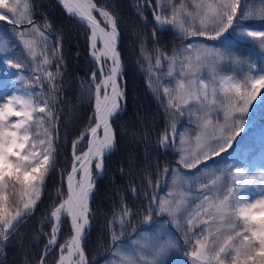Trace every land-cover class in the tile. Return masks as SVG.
<instances>
[{
	"label": "snow or ice",
	"instance_id": "1",
	"mask_svg": "<svg viewBox=\"0 0 264 264\" xmlns=\"http://www.w3.org/2000/svg\"><path fill=\"white\" fill-rule=\"evenodd\" d=\"M59 3L70 17L90 28L92 56L96 60L111 59L113 64L109 74L94 85V126L73 141L74 163L67 177V199L50 214L56 223L48 246L57 243L62 217L70 218L73 233L60 245L57 264H87L82 242L87 238L92 215L89 199L95 185L91 165L95 162L97 178L102 176L104 158L116 147L111 121L120 112L119 98L123 95L116 83L121 72L119 32L116 18L98 8L94 0ZM156 7L160 11L154 12L153 18L161 31L221 43H188L173 49L171 56L158 52L156 69L162 70V60L166 61L167 76L175 80L174 88L162 89L172 119L171 131L161 135L159 144L162 151L172 150L179 136L177 163L183 166L165 167L163 171L171 175L173 187L180 191H169L166 197L152 196L147 214L138 222L141 228L132 225L137 213L122 203L120 212L108 222L112 251L105 264H169L165 258L181 246L172 225L185 230L182 246L190 248L180 264H264V141L259 161L254 153L245 155L248 150L242 149L223 167L206 163L235 149L253 113L264 115V0H156ZM165 9L170 12L165 14ZM33 15L30 0H0V21L13 26L8 32L10 40L0 32V71L4 73L0 85V249L8 246L17 226L35 210L55 167L57 130L52 126L56 119L52 105L60 91V73L45 71L52 67L45 34L51 25L45 23L42 30L33 22ZM98 42L103 45L99 54ZM238 44L248 45L250 55L258 52L260 63L248 64L249 71L242 76L224 75L227 64L243 66L240 57L231 51ZM17 46H22L20 55L13 51ZM99 71L103 75V68ZM95 76L93 72V81ZM45 86L51 93L47 97ZM177 113H186L188 122L195 124V148L190 138L178 133ZM89 135L87 151L76 155L77 143ZM184 169L196 171L189 174ZM78 173L82 175L75 180ZM148 183L151 186L150 179ZM193 186H197L195 194ZM154 215H167L169 219L154 220ZM129 227L132 231L125 240Z\"/></svg>",
	"mask_w": 264,
	"mask_h": 264
},
{
	"label": "trees",
	"instance_id": "2",
	"mask_svg": "<svg viewBox=\"0 0 264 264\" xmlns=\"http://www.w3.org/2000/svg\"><path fill=\"white\" fill-rule=\"evenodd\" d=\"M30 2L34 13L33 22L41 26L42 30L45 23L51 25L45 30V34L46 54L52 61V67L45 71L60 73L57 77L60 91L56 94L57 102L52 105V111L56 115L52 126L57 130L54 133L57 137V152L55 167L46 179L37 207L17 226V231L9 238L8 246L0 249L2 264H41L42 257L43 264H56L60 245L70 239L71 229L68 219L62 217L57 243L48 246L51 227L54 224L50 214L53 207L67 195L66 184L64 189V175L71 162V142L84 132L91 122L93 123L95 88L90 73L95 63L89 55L90 28L78 18L70 17L57 0ZM94 2L109 11L117 20L122 77L119 82L124 100L120 112L111 121L116 139L115 150L105 156L103 174L95 179V187L89 199L92 212L89 217L90 228L86 230L87 238L82 242L88 264L101 262L112 251L108 222L115 213L120 212L122 203H126L128 208L137 213L132 217V225L141 228L138 222L147 214L150 198L161 197L172 184V177L164 173V168L183 167L177 163L180 154L179 136L172 150L162 151L159 144L161 135L165 131H171L169 124L172 119V110H166L168 98L163 95L162 89L174 88L175 80L167 76L166 61L162 60V70L156 69L155 59L158 52L162 51L171 56L173 49H179L188 43H207L212 46H219L221 43L205 37H182L176 31H161L153 18V13L160 11L156 7V0ZM175 2L179 3V0ZM164 12L168 14L170 9H165ZM12 27L6 21H0V32L5 33L6 40L11 39L8 32ZM232 50L242 59L243 66H240V69L243 74L249 71L248 64L260 63L252 52L249 54L248 45L238 44ZM13 51L20 55L22 46H17ZM145 56H150L151 59H145ZM233 68L234 65L227 64L222 74ZM3 81L4 73L0 71V85ZM43 91L46 97L51 95L47 86ZM188 121L186 113L183 116L179 113L175 115L178 133L192 139L196 126ZM262 135L264 115L257 111L248 122L247 130L237 138L235 149L218 158L231 162L232 157L242 149L248 150L245 155L258 150L261 147ZM86 146L87 139L80 151ZM194 170L191 169L188 173ZM133 188L136 189L135 193ZM153 219L167 221L169 218L166 215H154ZM176 230L182 234L185 231L183 228ZM116 231L119 234L118 227ZM131 231L129 227L124 236L125 240L129 238Z\"/></svg>",
	"mask_w": 264,
	"mask_h": 264
},
{
	"label": "rangeland",
	"instance_id": "3",
	"mask_svg": "<svg viewBox=\"0 0 264 264\" xmlns=\"http://www.w3.org/2000/svg\"><path fill=\"white\" fill-rule=\"evenodd\" d=\"M58 1V0H57ZM96 16H97V19L98 20H100L101 19V17L99 16V14L97 13L96 14ZM119 32V31H118ZM90 33V32H89ZM119 40H120V33H119ZM118 44H119V42H118ZM210 46H212V44H209ZM88 47H89V35H88ZM117 51H118V45H117ZM232 52H233V50H231ZM248 51H250V49H249V46H248ZM119 52V51H118ZM234 53V52H233ZM252 53L254 54V57L258 60L259 59V54H258V52H256V51H252ZM236 56H238L236 53H234ZM239 57V56H238ZM105 61H104V73H107V72H109V61L108 60H106V59H104ZM241 60V65H242V59H240ZM231 65V64H230ZM93 72H95L96 73V76H95V80L96 81H99L100 80V78H101V75H100V73L98 72H96L95 71V69H94V66H93V68H92V72L90 73V78H91V80H92V74H93ZM204 74H205V76L207 77V70L205 69L204 70ZM224 75H231V74H237V75H244L243 74V72L241 71V69H240V66H237V65H234V68L233 69H229L228 70V72H226V73H223ZM121 77V72L119 73V77H118V83H119V89H120V92L122 93V87H121V84H120V82H119V78ZM122 78V77H121ZM95 80L93 81L92 80V82H93V85H95V84H99V82H96L95 84H94V82H95ZM95 88V87H94ZM120 99V98H119ZM94 100H95V96H94V99H93V116H94ZM123 96H121V99L119 100V107H120V109H121V107H122V102H123ZM92 116V117H93ZM93 122H94V119H93ZM92 123V122H91ZM91 123L86 127V129L87 128H89L90 126H91ZM111 127H112V125H111ZM85 129V130H86ZM113 129V128H112ZM85 132V131H84ZM80 135H78L73 141H75V140H77V138L79 137ZM184 137H186V138H188L187 136H185L184 135ZM194 137H195V132H194V134H193V136H192V144H191V147L192 148H195V142H194ZM261 139H262V141H264V135H262L261 137H260ZM86 139H87V136L83 139V140H81L79 143H77V145H76V148H75V154L76 155H78V154H80L81 153V151H80V148H81V146H82V144L83 145H85V141H86ZM73 141L71 142V144H72V150H71V162H70V165H69V169H68V171L66 172V174L64 175L65 177H64V189H65V184H66V176H67V174H68V172H69V170H70V168H71V165H72V163H74V157H73ZM261 147L258 149V150H256V151H254V152H250V153H254L255 154V158H256V160L257 161H259V159H260V155H261ZM248 155V154H247ZM224 162H229V160L228 161H223V159H221V158H213L212 160H210V161H207L206 163L207 164H209V165H217V164H219L221 167H223L224 166ZM95 164V163H94ZM94 164H92V166H91V171H92V176H93V178H94V180H93V183H95V179L97 178V176H95L96 174H97V169L95 168V165ZM104 170V169H103ZM188 171H189V169H186L184 172H186V173H188ZM196 170H194L193 172H189V174H191V173H194ZM169 191H180V189L178 188V187H173V185L171 184V186L169 187V189H168V191L166 192V193H164L161 197H166L167 196V193L169 192ZM185 191H187V189L185 188ZM192 193L193 194H195L196 193V191H197V186H193L192 187ZM59 203V202H58ZM58 203L56 204V205H58ZM55 205V206H56ZM54 206V207H55ZM53 207V208H54ZM167 216V215H166ZM90 220V219H89ZM164 221H166V220H164ZM182 223H183V221H181ZM53 223L55 224L56 222H55V220L53 221ZM53 224V225H54ZM53 227V226H52ZM52 227H51V229H52ZM171 228H172V231L174 232V234H175V236L178 238V243L181 245L179 248H177L176 250H174V253L173 252H171L170 251V253H169V255L165 258L168 262H169V264H180V261L181 260H183L184 259V254L185 253H187V252H189L190 251V248L189 247H184V246H182L183 245V234L182 233H180L179 231H177L175 228H174V226H171ZM87 230V229H86ZM86 255V254H85ZM59 256H60V254H59ZM59 256H58V258H57V261H58V259H59ZM87 257V256H86ZM105 260L106 259H104V260H102L101 262H99V263H97V264H105ZM57 261H56V264H57ZM87 264H88V258H87Z\"/></svg>",
	"mask_w": 264,
	"mask_h": 264
},
{
	"label": "bare ground",
	"instance_id": "4",
	"mask_svg": "<svg viewBox=\"0 0 264 264\" xmlns=\"http://www.w3.org/2000/svg\"><path fill=\"white\" fill-rule=\"evenodd\" d=\"M102 19V18H101ZM100 19V20H101ZM102 26H103V24H102ZM110 30V29H109ZM90 37H91V30H90V33H89V55H90V57L93 59V61H94V63H95V66H94V69H95V71L97 72H99L100 73V75H101V72L99 71V69L100 68H103V75H101V78H100V80L99 81H97V82H101V80L102 79H104L108 74H109V72H107V73H104V58H102V59H100V60H96L93 56H92V51H93V49L91 48V39H90ZM103 48V45L102 44H100L99 42H98V44H97V49H96V51H97V54H99V51H100V49H102ZM107 60V59H106ZM97 72V73H98ZM118 77H119V74L117 75V77H116V83H117V88H118V90L120 91V89H119V83H118ZM96 82H94V84H95ZM107 91H108V94L109 95H111L112 94V90H111V85H109L108 86V89H107ZM103 91L101 92V96H103ZM98 135L102 138V136H103V132H102V130H99V132H98ZM89 139H91V136L89 135V136H87V145H88V141H89ZM84 151H87V146H86V148L82 151V152H84ZM81 152V153H82ZM80 153V154H81ZM80 154H78V155H80ZM95 162H93V164H94ZM95 165V164H94ZM92 166V165H91ZM73 167V166H72ZM77 167L79 168V164H77ZM92 170V169H91ZM71 171H72V168H71V170H70V173H71ZM92 172V171H91ZM80 175H82V173H78L77 175H76V177H75V180H79V178H80ZM75 180H74V184H75ZM66 188H67V190H68V180H67V183H66ZM64 199H67V195H66V197L64 198ZM67 219H69V218H67ZM54 221V220H53ZM76 259H78V258H76Z\"/></svg>",
	"mask_w": 264,
	"mask_h": 264
},
{
	"label": "water",
	"instance_id": "5",
	"mask_svg": "<svg viewBox=\"0 0 264 264\" xmlns=\"http://www.w3.org/2000/svg\"><path fill=\"white\" fill-rule=\"evenodd\" d=\"M58 2H59V0H58ZM61 4V3H60ZM61 6H62V4H61ZM98 8H100L99 6H97ZM62 8H63V6H62ZM64 9V8H63ZM65 10V9H64ZM66 11V10H65ZM118 42H119V37H118ZM118 42H117V45H118ZM108 61H109V70H110V68L113 66V64H112V61H111V59H107ZM94 124H95V120H94V122L91 124V126H94ZM86 142V141H85ZM72 166H73V163H72V165H71V168H72ZM71 168H70V170H71ZM70 170H69V172H68V174H67V176H66V181H67V177H68V175H69V173H70ZM95 176H97V174L95 175ZM93 180H94V178H93ZM68 221H69V224H70V229H71V236H72V228H71V222H70V218L68 219ZM83 247V246H82ZM84 250V249H83ZM84 253H85V251H84ZM85 257H86V255H85ZM78 258V257H77ZM86 260H87V257H86Z\"/></svg>",
	"mask_w": 264,
	"mask_h": 264
}]
</instances>
